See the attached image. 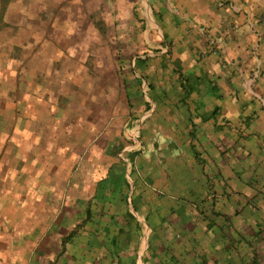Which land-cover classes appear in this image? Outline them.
Segmentation results:
<instances>
[{"label": "crops", "instance_id": "crops-1", "mask_svg": "<svg viewBox=\"0 0 264 264\" xmlns=\"http://www.w3.org/2000/svg\"><path fill=\"white\" fill-rule=\"evenodd\" d=\"M150 9L159 50L132 64L150 92L122 87L141 151L40 85L0 96V264H264V0Z\"/></svg>", "mask_w": 264, "mask_h": 264}, {"label": "rangeland", "instance_id": "rangeland-1", "mask_svg": "<svg viewBox=\"0 0 264 264\" xmlns=\"http://www.w3.org/2000/svg\"><path fill=\"white\" fill-rule=\"evenodd\" d=\"M11 1V8L2 15L0 10V96L13 95L11 81L28 84L31 95L40 85L48 105L56 104L49 99L68 101L65 106L82 115V131H101L112 124L128 142L127 149L136 151L131 139L140 129L142 143L143 122L133 117L137 105L127 104L122 87L134 101H145L148 88L150 92L149 80L132 66L157 52L161 43L158 30L150 26V0ZM8 108V103H0L1 112ZM30 110L39 117L45 113L36 100ZM51 124L32 120L30 127L46 129ZM232 242H226L232 251L225 250L228 260L234 259Z\"/></svg>", "mask_w": 264, "mask_h": 264}, {"label": "built area", "instance_id": "built-area-1", "mask_svg": "<svg viewBox=\"0 0 264 264\" xmlns=\"http://www.w3.org/2000/svg\"><path fill=\"white\" fill-rule=\"evenodd\" d=\"M146 95V94H145ZM140 127V125H139ZM140 129L139 130H134L133 131V137H132V142L133 144L130 146L131 149H135L136 151H139L143 148L142 143L140 142Z\"/></svg>", "mask_w": 264, "mask_h": 264}, {"label": "trees", "instance_id": "trees-1", "mask_svg": "<svg viewBox=\"0 0 264 264\" xmlns=\"http://www.w3.org/2000/svg\"><path fill=\"white\" fill-rule=\"evenodd\" d=\"M9 0H0V4H1V15L2 13H4V11L6 10V6L8 5Z\"/></svg>", "mask_w": 264, "mask_h": 264}]
</instances>
